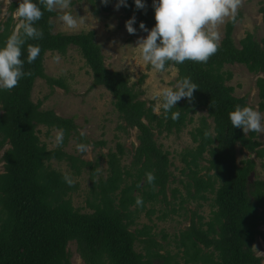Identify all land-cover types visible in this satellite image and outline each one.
I'll use <instances>...</instances> for the list:
<instances>
[{"label": "trees", "instance_id": "obj_1", "mask_svg": "<svg viewBox=\"0 0 264 264\" xmlns=\"http://www.w3.org/2000/svg\"><path fill=\"white\" fill-rule=\"evenodd\" d=\"M88 1L96 15L101 9L110 10L114 0L107 5L101 0ZM19 2L12 4L13 12ZM144 2L146 9H137L135 0H127V7H122L128 16H136V29L148 34L139 26L141 22L149 30L155 26V9L153 0ZM41 9L43 17L34 26L43 31V38L27 40L22 49L24 71L31 75L22 78L11 91L0 90V151L5 148L4 171L0 172V264H72L73 252L80 255L84 264H180L178 259L186 264H262L263 258L256 254L254 243L263 234L260 226L264 224V179L250 180L256 160L247 158L239 162L237 146L263 159L264 145L256 138L258 133L249 132L246 136L242 128L231 125L229 113L237 105L249 104L246 96H237L235 88L228 84L233 74L225 66L244 64L249 71L262 74L256 84L259 108L263 111L264 38L259 40L249 32L237 45L233 38L235 22L229 20L218 51L207 63H166L165 68H177V81L190 77L198 86L191 103L183 98L172 109L180 113L174 121L171 112L165 118L162 107L157 113L155 101L142 98L140 86L131 83L125 73L106 65L95 30L54 32L53 18L60 12H48L43 6ZM241 17L239 12L236 19ZM15 24L10 14L0 28V47L5 45ZM29 44L41 49L32 64L27 63ZM71 46L79 50L91 70V88L103 86L111 93L115 109L125 122L120 128L138 130L139 144L130 166L122 164L126 150L118 143L117 150L108 153L106 177L99 174L98 160L92 163L62 148L71 136L84 139L75 119L42 109L43 101L32 99L37 78L46 79L50 85H64L61 79L45 72L44 59L48 51L63 55ZM198 109L205 110L207 116L190 132L196 145L186 148L181 155L184 163L181 173L187 179L180 182L192 199H211L212 214L203 221L202 216L195 220L193 212L190 225L177 234L178 248L172 252L163 242L168 239L165 231H161L159 240L153 225L136 228L137 218L148 201L170 204L167 188L173 176L170 170L173 162L169 151L158 142L157 133L180 132L193 121L192 114ZM40 125L46 126L48 132L53 128L63 131L61 147L49 149L40 141L37 130ZM53 159L66 160L74 176L90 168L87 204L91 211L74 206L71 195L78 184L70 187L65 183V173L49 164ZM148 172L155 176L153 184L147 180ZM172 191L177 199L178 188ZM138 196L143 198L142 205L136 204ZM187 201L182 196L178 201L180 208ZM167 216L168 212H164L159 218ZM138 243H144V251L137 249Z\"/></svg>", "mask_w": 264, "mask_h": 264}, {"label": "rangeland", "instance_id": "obj_2", "mask_svg": "<svg viewBox=\"0 0 264 264\" xmlns=\"http://www.w3.org/2000/svg\"><path fill=\"white\" fill-rule=\"evenodd\" d=\"M20 0H0V28L3 27L7 18L13 13L12 4ZM102 1V0H101ZM117 0L111 3L110 10L101 9V13L94 14L88 0H71L68 9L63 11L70 12L78 21V27L75 29L67 28L60 20L59 16H55L54 32L76 33L81 31H96V42L102 47L105 56V63L110 69L120 70L125 73L131 83H137L140 90L143 91L142 98L154 100L155 111L161 112L162 98H155L163 88H176L178 71L177 68L170 66L165 68L164 72H158L149 62L144 61L137 41L146 37L148 34L136 31V34H129L126 29V21L133 15L128 16L121 6L119 10L115 5ZM242 13V17L236 19L233 33L234 42L239 45L240 40L249 32L254 34L257 39L264 38V0H244L243 5L239 8L238 13ZM136 17V16H135ZM230 20V19H229ZM229 20L219 26L221 39L225 34V26ZM17 23V21H15ZM135 28L136 26L133 25ZM59 56L57 62L55 57ZM45 72L54 78L61 79L63 86L59 84L50 85L46 79L37 78L32 91V99L37 102L43 101L42 109H52L59 115L64 117H73L80 129L87 131L84 139L78 140L75 136L68 139L67 144L62 148L70 154L80 156L82 159L95 163L98 160V171L100 176L108 175V153L117 150V144L121 143L125 146V154L122 157V164L130 166L134 159L135 148L139 144L138 130L136 128H128L127 131L120 128L123 122L118 111L115 109L113 97L111 93L103 86L91 88L93 77L90 68L87 66L85 59L81 56L79 50L71 46L65 54L56 51H48L44 59ZM225 69L230 70L233 77L228 84L235 88L237 96H246L249 106L258 109L262 116L264 110L259 108V89L256 84L257 78L262 74L249 71L244 64H228ZM143 79V81H141ZM1 112V108H0ZM193 121L189 122L180 132L156 135L164 150L169 151V157L173 162L170 170L173 173L170 183L168 184L167 197L170 204L162 201L163 197L153 203L148 201L145 207L141 209L137 218L136 228H141L144 224L154 226L153 232L159 233L157 239L162 240L161 231H165L168 239L163 241L168 250L175 252L178 248L176 236L180 230H184L190 225V219L193 212H196L195 220L198 216L203 217V221L209 220L211 216V199L204 201L201 199H192L186 192L180 180H186L185 173H181L184 166L182 162V153L186 148L194 147L196 144L192 140L190 132L199 125L202 117L207 116V112L198 109L193 114ZM213 124L211 119H208ZM264 124V120H262ZM38 136L41 142H45L49 149L61 147L55 141L56 134L60 129L48 132L47 127L40 125L37 127ZM264 145V134L258 133L256 137ZM85 140H89L86 143ZM104 142V143H101ZM80 143L91 145V149L87 153L77 151V145ZM6 147H9L7 144ZM4 150L0 151V172L4 171V161L2 155ZM205 156L209 157L206 153ZM253 158L256 160V168L250 174V180L255 178L264 179V158L260 159L255 153H250L247 149H242L241 145L237 146V160ZM52 168L70 175L78 184L77 189L72 192V200L74 206L82 211H91L87 204L89 197L91 180L90 168L83 169L79 176H74L73 170L66 160L59 161L53 159L49 162ZM202 164H207L202 161ZM128 181V179H127ZM177 187L178 198L173 196L172 189ZM212 197L213 194H208ZM182 196L188 198L183 208H180L178 201ZM134 206L132 207V209ZM172 208H176L177 212H172ZM154 209L155 211L149 212ZM164 212H168L165 219L159 218ZM263 234L258 236L254 243V250L258 256H261L264 262V224L260 226ZM180 246V245H179ZM144 243H138L137 249L144 251ZM72 251L75 246H71ZM180 264H186L184 260L178 259ZM72 264H84V261L77 252H73Z\"/></svg>", "mask_w": 264, "mask_h": 264}, {"label": "clouds", "instance_id": "obj_3", "mask_svg": "<svg viewBox=\"0 0 264 264\" xmlns=\"http://www.w3.org/2000/svg\"><path fill=\"white\" fill-rule=\"evenodd\" d=\"M244 0H153L155 9V26L149 30L144 22L140 23V29L148 32L144 38L137 41L144 61L158 72H164L166 63L173 62L183 64L186 61L207 63L219 48L221 34L219 26L226 20L235 22L239 8ZM104 5L109 0H102ZM71 0H20L18 7L12 13V18L17 21L14 30L9 35L3 47H0V90L11 91L18 86L19 81L31 72L24 71L22 49L27 40L43 38V31L35 27V23L42 19L41 6L48 12L60 11L59 20L67 28L75 29L78 21L68 9ZM137 9H146L144 0H135ZM121 6L127 7V0H117L115 5L119 10ZM136 17L133 15L126 21V29L129 34H136L137 29L133 26ZM51 22V21H50ZM159 41V42H158ZM39 46L29 44L27 47V63L32 64L40 55ZM57 62L60 57H55ZM198 86L190 77H185L176 84V89L163 88L157 93V99L162 98V108L167 113L171 112V119L178 120L179 111L172 112L177 103L186 98L189 103L194 100V91ZM59 116V113H57ZM229 119L233 128H242L247 136L249 132L264 134V116L258 109L251 106L237 105L234 111L229 113ZM207 135V133H205ZM80 136L86 137L87 131L80 129ZM63 131L56 134L57 145H62ZM91 145L80 143L77 151L87 153ZM149 184H153L155 176L152 172L146 173ZM63 179L70 187L74 186L73 178L64 174ZM139 186V185H138ZM136 204L142 205L143 198L137 197ZM261 254H264L261 252ZM264 264V262H262Z\"/></svg>", "mask_w": 264, "mask_h": 264}]
</instances>
